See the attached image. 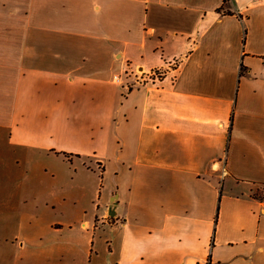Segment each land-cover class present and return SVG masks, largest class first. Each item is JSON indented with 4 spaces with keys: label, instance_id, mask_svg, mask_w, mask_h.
<instances>
[{
    "label": "crops",
    "instance_id": "1",
    "mask_svg": "<svg viewBox=\"0 0 264 264\" xmlns=\"http://www.w3.org/2000/svg\"><path fill=\"white\" fill-rule=\"evenodd\" d=\"M15 203L79 207L109 264H264V0H0Z\"/></svg>",
    "mask_w": 264,
    "mask_h": 264
},
{
    "label": "rangeland",
    "instance_id": "2",
    "mask_svg": "<svg viewBox=\"0 0 264 264\" xmlns=\"http://www.w3.org/2000/svg\"><path fill=\"white\" fill-rule=\"evenodd\" d=\"M11 166L13 169L17 166L14 159ZM15 179V182L20 181ZM47 208L45 205L36 208L15 203L10 213L0 218V249H4L0 264L110 263L107 240L98 228L90 229L92 240L87 242V233L81 230L82 222L75 213L79 207L66 205L57 216ZM69 223L74 225L71 233L64 226ZM72 241L75 244L73 251Z\"/></svg>",
    "mask_w": 264,
    "mask_h": 264
},
{
    "label": "built area",
    "instance_id": "3",
    "mask_svg": "<svg viewBox=\"0 0 264 264\" xmlns=\"http://www.w3.org/2000/svg\"><path fill=\"white\" fill-rule=\"evenodd\" d=\"M179 62L177 60L171 61L167 68L177 69L179 68ZM164 75L163 68H156L150 72L141 70L128 71L123 76H117L116 80L120 82L128 91L139 86H153L162 78Z\"/></svg>",
    "mask_w": 264,
    "mask_h": 264
},
{
    "label": "water",
    "instance_id": "4",
    "mask_svg": "<svg viewBox=\"0 0 264 264\" xmlns=\"http://www.w3.org/2000/svg\"><path fill=\"white\" fill-rule=\"evenodd\" d=\"M109 214H110V216H115L116 215V210H115V208L113 206H111Z\"/></svg>",
    "mask_w": 264,
    "mask_h": 264
}]
</instances>
